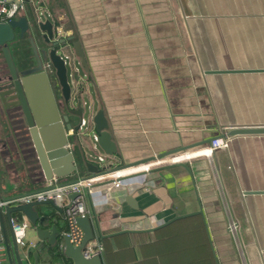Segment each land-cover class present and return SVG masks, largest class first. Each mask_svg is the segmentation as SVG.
Wrapping results in <instances>:
<instances>
[{
    "label": "crops",
    "instance_id": "0c3cea01",
    "mask_svg": "<svg viewBox=\"0 0 264 264\" xmlns=\"http://www.w3.org/2000/svg\"><path fill=\"white\" fill-rule=\"evenodd\" d=\"M39 1L58 37L80 42L87 63H75L82 70V100L89 99V119L104 111L117 147L109 167L202 148L235 126L264 125V0ZM28 4L20 15L30 18ZM184 163L190 172L175 164L129 173L107 192L84 191L96 239L196 210L197 191L219 264L232 254L226 232L231 221L244 258L264 264V134L228 135L227 147L211 158L198 155ZM77 176L74 171L62 178ZM46 180L31 138L12 140L0 127V195L35 191ZM34 209L40 217L46 213L43 228L66 232L64 205ZM1 216L8 231L4 211ZM23 216L11 212L14 219ZM155 230L127 235L123 264H161L150 250ZM34 233L30 224L21 254L27 264H35ZM46 248L36 251L39 264L48 261Z\"/></svg>",
    "mask_w": 264,
    "mask_h": 264
},
{
    "label": "water",
    "instance_id": "95a60500",
    "mask_svg": "<svg viewBox=\"0 0 264 264\" xmlns=\"http://www.w3.org/2000/svg\"><path fill=\"white\" fill-rule=\"evenodd\" d=\"M25 1L31 3L32 9L30 11V18L25 15H17L9 20H4L0 17V46L11 75L13 76L12 78L14 79L17 92L19 93L20 102L18 104H20L23 117L28 125V133L38 154L41 174L46 179H49L52 175L65 177L74 172L77 168L74 154L66 148V144L69 140V135L77 138L78 130L81 129L80 121L84 117L83 109L86 104V102L82 100L84 84L80 82L78 67H73L76 63L77 65L87 68V63L79 41L73 40L69 43L68 40L70 39L66 37H58L57 30L46 14V11L37 7V4L40 1ZM16 32L18 33V38H23L24 35L27 36L32 52L37 58V66L20 71V79H17V68L15 67L14 60L8 47V45L14 40ZM36 36H38L40 41L39 46L35 42ZM22 42L24 43V41ZM39 52L46 58L47 64L53 69L55 80L63 97V102L66 107L69 108V113L76 115V124L70 123L67 114L60 116L58 113L54 96L50 89L49 80L45 72L41 70L42 64L38 56ZM66 58L71 61V71L75 74L74 76L77 80V91L75 94H72V83L68 76ZM86 121V125L88 122L92 124L90 132L88 130L84 132V135L87 137L90 136L91 132L93 133L92 148H98L102 151L101 154L106 157H111L112 154H115L117 152V147L108 129L109 125L104 111L102 109H97L91 115L90 119H86ZM226 134H264V125L235 126L230 128ZM224 135L225 134H222V136ZM81 159V163L86 169V172L84 173L85 175H91L98 172L99 168L96 161L89 159V155L83 151ZM175 164L182 165L188 169V166L184 162H175L161 165L152 168L151 170ZM122 166L125 165H121L120 167ZM136 173H132L131 175ZM75 195L76 194H71V197H74ZM5 197L6 196L3 194L0 195V199H4ZM196 198L198 202V209L196 210L175 214L169 219L152 227L139 229L123 228L108 233L98 232V237L99 239H103L104 237L125 232L137 233L153 231L176 219L193 214H200L204 219V213L197 191ZM40 204L54 205L55 203L51 199H47L16 205H4L3 207H0V242L5 245L8 264H27L24 261L25 255L21 254L23 248L25 247L27 250L28 247L20 246L16 243L11 229L10 218L11 212L13 211L21 212L34 228V234L37 241V244H35V251L33 252L35 264H39L36 251L43 250L45 247H47L46 252L48 255V261L45 262V264H49L50 260L53 258L59 260L61 264H103L101 255L95 254L87 258L82 253L84 245L89 240L96 238L94 226L92 225L88 214L76 218V221L83 229L84 234L81 242L78 245H73L66 232L60 233L54 226H51L49 230L42 227V224H40L39 221L40 216L34 209V206ZM2 211L5 212L8 219V231H6L2 220ZM206 229L214 252L215 262L216 264H219L207 226ZM97 230H99V228ZM55 246L58 248L57 252L54 251Z\"/></svg>",
    "mask_w": 264,
    "mask_h": 264
},
{
    "label": "built area",
    "instance_id": "2783aa9c",
    "mask_svg": "<svg viewBox=\"0 0 264 264\" xmlns=\"http://www.w3.org/2000/svg\"><path fill=\"white\" fill-rule=\"evenodd\" d=\"M25 0H0V17L4 20H9L17 15H20L24 9ZM39 4V3H38ZM43 9L41 5H38ZM86 118L80 121V127L86 126ZM72 132V131H69ZM71 134V133H70ZM221 136L219 139H214L207 146L198 148L192 151H174L161 156H155L151 161L142 162L140 164L125 165L122 167L111 168L105 164L106 156L103 154L97 155L98 172L91 175H79L75 179L67 180L60 176L52 175L46 180L43 188L30 191L27 193L5 197L0 199V207L4 205H16L31 201H42L51 199L54 203L64 205V218L67 223L66 233L73 245H78L83 238V229L78 225L76 218L88 214L84 199V191L89 193L91 189L100 188L104 191H109L113 187H119L123 184V176L143 171H150L152 168L171 164L175 162H184L194 156L203 155L211 158L214 151L220 147H227L228 135ZM71 143L67 142L66 148L71 150ZM190 152V153H189ZM195 153H199L196 154ZM71 194H76L71 197ZM11 229L14 234L15 241L20 246H25V233L30 225L29 220L23 216L21 219L10 218ZM235 222L231 221L227 227L229 231L235 230ZM103 244L100 240L94 238L89 240L82 248V253L85 257H91L95 254H101ZM0 264H8L5 245L0 242Z\"/></svg>",
    "mask_w": 264,
    "mask_h": 264
},
{
    "label": "trees",
    "instance_id": "16d2710c",
    "mask_svg": "<svg viewBox=\"0 0 264 264\" xmlns=\"http://www.w3.org/2000/svg\"><path fill=\"white\" fill-rule=\"evenodd\" d=\"M45 215L46 213H43L39 218L40 224L46 219ZM127 235L130 233H120L101 239L103 251L100 255L104 264H123V255L120 257V251L126 245ZM157 241L161 252L156 248ZM150 242L152 244L150 250L160 255L161 264H216L204 219L200 214L176 219L156 229L153 232V241ZM127 247L128 244L125 248ZM54 251H58L57 246L54 247ZM138 261L136 259L135 264H138Z\"/></svg>",
    "mask_w": 264,
    "mask_h": 264
},
{
    "label": "flooded vegetation",
    "instance_id": "af4514ba",
    "mask_svg": "<svg viewBox=\"0 0 264 264\" xmlns=\"http://www.w3.org/2000/svg\"><path fill=\"white\" fill-rule=\"evenodd\" d=\"M24 41L27 47L17 50L16 43ZM39 46V44H38ZM10 54L17 68V79L21 78L20 71L37 66V58L34 56L32 49L28 43L27 36L18 38V33H15L14 40L8 45ZM18 51V56L16 55ZM43 70L49 80L50 89L54 96V101L60 116L67 114L71 124H76V115L69 113V108L63 102V97L60 88L55 80L53 69L47 64V60L41 53H38ZM10 69L5 61L1 46H0V127L4 131V137L12 140L18 138L20 141L30 138L28 133V125L23 117L19 101V93L17 92L14 79L12 78ZM52 83L54 85L52 86ZM57 90V92H56ZM59 98V99H58ZM74 108V107H73ZM76 110V109H75Z\"/></svg>",
    "mask_w": 264,
    "mask_h": 264
},
{
    "label": "rangeland",
    "instance_id": "374dc122",
    "mask_svg": "<svg viewBox=\"0 0 264 264\" xmlns=\"http://www.w3.org/2000/svg\"><path fill=\"white\" fill-rule=\"evenodd\" d=\"M29 5L28 2L25 1V4H24V8L25 6ZM38 39V38H36ZM36 44H40V41L36 40L35 41ZM16 47H19L17 50L20 49H23V47H27V43L26 42H22V41H19L18 43H16L15 45ZM16 55L18 56V51L16 53ZM66 63H67V71H68V76H69V80L71 81L72 83V94H75V92L77 91L76 89V84H77V80L75 78V74L72 73L71 71V61L66 58ZM75 63V62H74ZM75 64H74V67L75 68ZM79 72H82L81 68H79L78 66V73ZM54 85V83H52V86ZM57 92V90H56ZM59 99V98H58ZM86 105L84 106V109H83V116L89 120V109L87 107V104H89V99L86 98ZM91 123L88 122V124L84 127H81L80 130H78V135H77V138L75 136H71L69 135V140L73 143V146L74 148L72 149V154H74V159H75V163H76V170H75V175H82L86 172V169L85 167L82 165V163L80 162V158L82 157V151L85 152L87 155H89V159H92L94 161H97V154H101L102 151L99 150L98 148L94 149L92 148V132L90 133V136L88 139H86V136L84 135V132L86 130H88L90 132L91 130ZM110 157H106L105 158V164L107 163H110V164H115L114 161L110 160L109 159ZM8 186V185H7ZM228 234H229V237L232 241V245L230 247V251L232 252L231 255H228V259H227V264H249L248 260H246L244 258V249L243 247L241 246V244H239V242L237 241V229L235 228V230L233 231H226ZM236 242V243H235ZM236 244V246H235Z\"/></svg>",
    "mask_w": 264,
    "mask_h": 264
},
{
    "label": "bare ground",
    "instance_id": "6f19581e",
    "mask_svg": "<svg viewBox=\"0 0 264 264\" xmlns=\"http://www.w3.org/2000/svg\"><path fill=\"white\" fill-rule=\"evenodd\" d=\"M189 153H190V152H189ZM196 154H199V153H195V155H196Z\"/></svg>",
    "mask_w": 264,
    "mask_h": 264
}]
</instances>
